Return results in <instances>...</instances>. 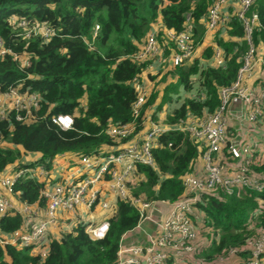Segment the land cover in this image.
<instances>
[{
  "label": "trees",
  "instance_id": "1",
  "mask_svg": "<svg viewBox=\"0 0 264 264\" xmlns=\"http://www.w3.org/2000/svg\"><path fill=\"white\" fill-rule=\"evenodd\" d=\"M212 5L213 0H0V38L8 50L0 56V92L18 87L40 99L28 121L17 120L14 111L0 117V174L15 163L25 166L22 158L28 154H37V162L44 163L56 156L96 154L113 145L106 129L133 120L135 79L138 84L148 82L137 129L147 113L168 124L214 113L221 103L220 90L237 79L248 46L242 22L231 9L229 19L205 34L203 20ZM251 9L260 22L253 43L264 46V0H255ZM22 20L29 27L44 24L52 34L48 39L25 37L18 24ZM188 25L194 53L184 64L166 62L153 70L149 66L154 59L137 58L152 29L168 56L176 47L166 30L178 33ZM213 46L220 49L221 65L214 61ZM61 114L72 116L71 129L52 122ZM151 153L154 167L136 165L140 179L130 188L131 195L175 200L184 189L182 177L193 169L196 143L186 133L169 131L158 136ZM260 170L264 172V164ZM42 187L33 178H19L13 186L28 203H43ZM198 208L200 230L209 241L201 255L207 258L230 247L240 249L247 237L264 234V190L218 191L204 196ZM21 221V215H4L0 228L12 231ZM137 221L136 209L120 200L104 238L91 240L78 225L61 232L43 259L29 247L0 246V264H114L122 235Z\"/></svg>",
  "mask_w": 264,
  "mask_h": 264
},
{
  "label": "built area",
  "instance_id": "2",
  "mask_svg": "<svg viewBox=\"0 0 264 264\" xmlns=\"http://www.w3.org/2000/svg\"><path fill=\"white\" fill-rule=\"evenodd\" d=\"M254 1L213 0L203 20L205 34L211 35L229 19L228 10H233L242 22L248 46L242 54L237 79L220 90L221 103L214 113L202 117L188 115L173 124L156 121L147 113L137 129L136 120L148 88L147 82L138 84L135 79L133 120L111 124L106 129L115 142L113 145L96 154L56 156L44 163L37 162L39 156L31 157L23 161L25 166L15 163L0 174V219L4 215L22 217L18 228H0V246L29 247L32 254L43 259L50 243L61 232H70L78 225L91 240H100L117 212L118 201L124 200L136 209L138 221L122 235L114 264H264V234L247 237L240 249H223L211 258L201 255L209 241L200 230L203 221L198 208L204 196L218 191L232 194L239 189L264 190V172L260 170L264 164V78L255 79L264 70V46H256L252 40L253 31L260 26L257 12L251 9ZM18 24L26 31L25 37L48 39L52 34L44 24L29 27L25 20ZM165 33L176 50L165 56L154 28L137 55L140 60L156 61L150 69L166 62L182 65L194 53L190 25L185 31ZM213 50L216 65H221L220 49L213 46ZM6 52L0 38V56ZM39 101L37 94L21 92L18 87L0 92V117L6 118L14 111L17 120L28 121ZM52 122L63 130L73 126L70 115L54 116ZM169 131L188 134L197 147L193 169L182 177V193L172 201L134 197L130 188L140 179L136 165L154 167L151 149L158 136ZM46 163L50 165L46 167ZM19 178L43 183L39 195L43 203H28L19 198L13 188Z\"/></svg>",
  "mask_w": 264,
  "mask_h": 264
},
{
  "label": "rangeland",
  "instance_id": "3",
  "mask_svg": "<svg viewBox=\"0 0 264 264\" xmlns=\"http://www.w3.org/2000/svg\"><path fill=\"white\" fill-rule=\"evenodd\" d=\"M203 64H205L204 62H203ZM166 71V70H165ZM147 84H148V82H147ZM149 86V85H148ZM165 113H167L166 111H165ZM164 114H162V116H163ZM161 116V115H160ZM4 144H7V143H4ZM29 156H31L32 158H33V156H34V154H28V155H26V156H24V158H23V160L22 161H28V160H30L31 159V157H29ZM130 240H127L126 242H129Z\"/></svg>",
  "mask_w": 264,
  "mask_h": 264
},
{
  "label": "crops",
  "instance_id": "4",
  "mask_svg": "<svg viewBox=\"0 0 264 264\" xmlns=\"http://www.w3.org/2000/svg\"><path fill=\"white\" fill-rule=\"evenodd\" d=\"M262 74H263V73H261V72L259 71L258 74L255 75V79H256V77H258V78H263ZM259 76H260V77H259ZM36 156H38V155H37V154H34L33 157H36ZM29 157H31V156H29ZM23 158H24V157H23ZM23 158H22V160H23Z\"/></svg>",
  "mask_w": 264,
  "mask_h": 264
}]
</instances>
